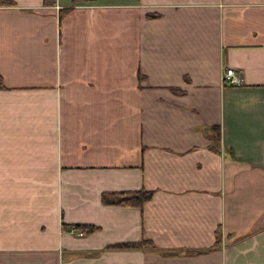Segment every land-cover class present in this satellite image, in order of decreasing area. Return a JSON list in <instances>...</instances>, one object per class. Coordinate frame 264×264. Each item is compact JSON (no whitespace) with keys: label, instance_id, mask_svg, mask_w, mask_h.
Masks as SVG:
<instances>
[{"label":"crops","instance_id":"1","mask_svg":"<svg viewBox=\"0 0 264 264\" xmlns=\"http://www.w3.org/2000/svg\"><path fill=\"white\" fill-rule=\"evenodd\" d=\"M8 1L0 264H264V0Z\"/></svg>","mask_w":264,"mask_h":264},{"label":"trees","instance_id":"2","mask_svg":"<svg viewBox=\"0 0 264 264\" xmlns=\"http://www.w3.org/2000/svg\"><path fill=\"white\" fill-rule=\"evenodd\" d=\"M92 1L94 0H75L74 4L88 3ZM9 6H13V4L10 1L0 0V7H9ZM3 89H5V87L3 84V79L0 75V90H3ZM214 136H215L214 137L215 140L219 141L218 129ZM152 193H153L152 191L140 190L135 193H120V194L102 195L101 202L105 205H121V206L141 208L146 202H148L151 199ZM74 228L79 230L81 236L90 234L94 230H96V227H93V226L74 225ZM113 248L143 249V248H153V245L150 242H142L139 244H132V245H118Z\"/></svg>","mask_w":264,"mask_h":264},{"label":"built area","instance_id":"3","mask_svg":"<svg viewBox=\"0 0 264 264\" xmlns=\"http://www.w3.org/2000/svg\"><path fill=\"white\" fill-rule=\"evenodd\" d=\"M223 81L228 85H238L241 82L239 76L233 70L226 69L223 76Z\"/></svg>","mask_w":264,"mask_h":264}]
</instances>
